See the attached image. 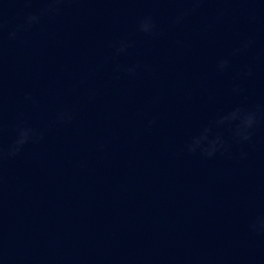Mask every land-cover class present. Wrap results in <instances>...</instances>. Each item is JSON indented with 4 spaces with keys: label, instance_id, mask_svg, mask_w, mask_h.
I'll list each match as a JSON object with an SVG mask.
<instances>
[{
    "label": "water",
    "instance_id": "95a60500",
    "mask_svg": "<svg viewBox=\"0 0 264 264\" xmlns=\"http://www.w3.org/2000/svg\"><path fill=\"white\" fill-rule=\"evenodd\" d=\"M0 264H264V0H0Z\"/></svg>",
    "mask_w": 264,
    "mask_h": 264
}]
</instances>
